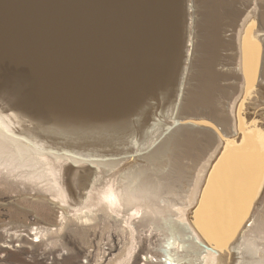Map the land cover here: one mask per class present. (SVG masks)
Masks as SVG:
<instances>
[{"label":"bare ground","instance_id":"bare-ground-1","mask_svg":"<svg viewBox=\"0 0 264 264\" xmlns=\"http://www.w3.org/2000/svg\"><path fill=\"white\" fill-rule=\"evenodd\" d=\"M151 1L153 0H150L151 14H154L157 19L153 18V23H151L150 19V22H147L149 24L143 27V30L146 31L145 33L147 35V50H149L148 59L145 60L141 59L140 57H136V54L130 51L131 48L129 46L135 44L134 42H132V36L128 35V33L127 35H124L123 33H121V31L123 32L131 30L127 28H119L115 32V29L117 27L108 26L102 29L103 35H111L113 37V40L110 39L108 41H103L104 43H99V52L98 50L94 49L93 52L90 51V55L92 63L99 61V64L107 67V69H120L119 71L121 72V74L123 73L122 70H129L127 75L128 77L131 73V67H133L134 64H138V66L142 68L143 63L145 64L150 62L151 72L149 74V77H142L141 79V74L132 72L134 78H130L131 80L137 77L139 78V87L137 86L139 88L137 89L139 93L135 92L134 94V97H137L136 101L132 96L134 91H121L122 96L117 100V105L123 107V111L120 112L122 113V116L125 115L126 117V115L128 116L134 112L139 114L134 119L129 121H133L135 131L137 129V131L142 130L145 125L149 123L151 119H153L149 127H147L146 134H148L147 138L149 134H152L151 136L156 137L152 142L150 140L147 144L145 143L146 145L156 143L165 132L166 136L162 139V142H160L155 150L144 157L145 162L142 164V166L135 168L134 170L133 168H131V171H127L122 174L123 176H125L127 181L121 183V185H119L118 183H112L104 190L102 189V191H100L101 194L99 196V203L105 205V207L107 206L108 208L113 210V212L116 211L119 215H121V217L122 211H124L123 209H127V207L129 208L127 210H132L133 215L138 216H140L141 214L163 216L165 212L175 209L178 211L180 219L185 224L187 240L192 243L195 248L200 250L199 254L202 255V258L200 256L198 258L202 259V263L229 264L228 261L230 260V251L227 250V252H224L223 250V246L227 244V241L230 239V235L227 230L229 225H231L232 223L233 214L231 212V215H229V211L234 210L235 216L240 218V220L245 219L246 214H250V208L251 206H253V203L256 201V199H258V197L260 196L261 190L264 186V154L260 152L257 153L255 151L257 150L255 149V145H262V140L259 139L257 141L251 139L249 141V144L245 145V149L243 151L241 150L243 153L241 155L238 154V157L236 159H233L234 167L233 169L231 168L232 171L229 172L228 179L230 181V184L234 186V197H232V199L230 198L232 200L231 203L226 204L225 201L223 202L224 205L222 204L223 210H220V220L218 219L220 226H211L213 229L219 228L222 230L221 236L219 238L216 237L217 235L210 236V234L208 233L211 229L208 230L209 227H207L206 225L202 228L199 227V222L196 223L195 220H193L191 217L192 214L190 215V208L194 207L197 203H201L200 191L203 187L202 181L203 178H205V173L208 168H213L211 167V164L219 162V159L222 156L223 152L229 146L228 142L230 143V139L221 137L223 143L218 146L217 150L213 152L211 157L199 169L194 181L195 187L187 201L178 206L177 202H175L174 200L173 195L177 196V194L179 193L178 187L182 183H184L183 181L187 178V164L184 162V159L186 157H189L190 155L192 156L193 154H197L199 148H202L204 142H206L208 138L214 136L213 133H211L212 130L209 128L197 129L193 126L181 125V117L183 118L182 113L186 111H184V109H186L187 107H191L192 110H196L198 108H213L215 106L216 97L214 96L216 94H212V91L215 90L216 84L214 77L207 71V68L209 67V52L214 47V43L216 41L214 40L213 33H216V28L219 24L222 25L224 23V20L226 22H230L232 15L237 13L238 9L235 3L238 0H190V10H186V0H179V28H176L173 25L174 19L171 20L170 17L166 19V17H163L164 15H162L164 14V12L167 14L171 12V7L168 3V1L171 2V0H154L156 1L157 5H155L154 2ZM161 8H165L166 10L164 9L163 11H161ZM123 9L125 11H128L129 4H125L123 6ZM193 9L195 13L200 11L201 17H193ZM189 16H191V22L187 26L186 21ZM198 26L202 31V39H200V44L198 46V48L202 51L200 52L199 57L201 72H199L200 74L198 76V79L200 86L198 87V91H189L187 97L186 94H184L183 97H180V101L178 99V103H174V99H176L179 92V80L182 73L180 67L182 62L181 60L183 58L184 37L187 33V53L189 55L191 51L190 47L194 40L193 36L191 39V34L194 29L196 31V28ZM161 30H163V32ZM124 36L126 37L123 38ZM127 41L130 45L126 44ZM245 42L246 46L248 47L247 39H245ZM123 45L128 46L130 50L124 49L122 47ZM258 46L259 45H252L251 47H249L250 54L247 56L249 58V62L247 61V57H245L246 64L245 62H243L246 71L244 75H247V79L250 81L256 78L257 51H260V48ZM242 54L244 56L243 51ZM73 65L76 67L78 64ZM165 66H167L166 73ZM162 74H164V76ZM146 75H148V72H146ZM165 77L167 79L171 78L169 86L163 83ZM100 78L103 81H115V79L118 77L108 78L107 76L100 75ZM123 79L124 81H126V76ZM147 80H155L157 84L160 85L156 86V89L154 90L158 91L156 96L145 97L148 88H142L141 83L143 84ZM103 99L105 100V98ZM132 99L134 101L130 104H134L135 102H137L138 104L133 109L126 108L129 104L125 107L123 102H127ZM151 100H153V102L149 103V101ZM145 103H148V105L145 106ZM173 103L175 104V106H172ZM240 104L241 101H235L232 106V113L235 120L234 129L236 130V134H240L242 128L241 125H239L240 115L238 114ZM168 108L170 109L167 110ZM122 116H118V118L111 120V125L110 122L104 123L105 125H109L107 130L114 131L116 135H120L119 133L127 130L126 128L128 127L129 122L128 120H125V118L123 119ZM35 122L36 121H34V119H29L25 114L20 113L15 109L6 108L0 104V175L4 174L7 178H14L13 180L16 181L22 180L23 182H29L34 186L41 187V189H44V191L50 192L52 196L60 199V202L63 205L68 204V198L70 196L66 184H68V174L70 175L71 169L74 170L75 176H78L79 178L82 176V171L88 170V168H86L85 166L80 165L87 164L92 167L97 166L96 176L97 180L101 182L102 176H98V170H101L103 168L101 171L107 173L111 170L116 169L123 160L121 159L122 157L115 158L112 157V155L110 156L97 152L77 150L58 145L59 143H57L55 139L51 140L44 137L43 135L36 133L35 131L39 127V124ZM164 122L165 125L162 128L161 126ZM71 123L73 125H77L78 127V124L82 122L73 121ZM152 124L153 126L151 127ZM49 131L53 130L50 129ZM105 131L106 130H104V132ZM218 136L220 137L221 135L218 134ZM152 146L154 147V145ZM253 147L255 150L253 149ZM144 152L142 151V153ZM234 155H236V153ZM71 164L75 166V169ZM236 168L239 170H237ZM94 192L95 190L92 186L86 191V193L84 192L85 195L83 194L80 201L75 200V205H70V208H72L73 210L72 215L80 219L82 222H86L88 224L93 220L95 210L90 208V203L86 204V202H89L93 199ZM65 213L62 212L61 220L67 219ZM114 215L117 216L115 213ZM204 220L206 222L205 217ZM249 221H251V223L249 222L250 224L248 225L245 224L238 237L231 243L232 252L234 251L238 256L236 263H234L245 264V261L248 259L247 254H249L250 259H248V264H264V210L258 216L252 215ZM126 222L128 223L129 231L133 240L130 244H128V246H126L124 252L122 253L123 255L120 256V259L117 260L118 264H129L136 250V246L134 243V235L137 231L136 225L132 221ZM204 224L202 223V225ZM60 227L63 228V226ZM47 229L48 231H53L54 228ZM224 240L225 244L223 245L222 242ZM215 242H217L218 244H216ZM162 243L163 244L161 247L165 252L164 255H166V264H180V258L175 253L177 251L174 252L173 250L175 248L183 249L185 246L184 243L178 241L172 235H167L166 239ZM186 243L188 242L186 241ZM173 247L175 248L173 249ZM224 248L226 247L224 246ZM191 252H193V250ZM162 257H160V261H162ZM150 259L153 261L154 256H148L147 260L149 261ZM156 261H158V258Z\"/></svg>","mask_w":264,"mask_h":264},{"label":"rangeland","instance_id":"rangeland-1","mask_svg":"<svg viewBox=\"0 0 264 264\" xmlns=\"http://www.w3.org/2000/svg\"><path fill=\"white\" fill-rule=\"evenodd\" d=\"M235 4L238 9L237 13L232 15L230 22L224 20L222 25L219 24L217 26L216 33H213L214 40L216 41L214 47L209 52V67L207 71L214 77L216 84L215 90L212 91V94H216L214 96L216 97L215 106L213 108H198L196 110L187 107L184 109L186 111L182 113L183 118L181 117L182 122L180 123L181 125L193 126L197 129L209 128L212 130L211 133L214 136L208 138L202 148L199 146L197 154L190 155L184 159V162L187 164V178L183 181L185 184L182 183L178 187L179 193L177 196L173 195L178 206L187 201L195 187L194 181L199 169L211 157L213 152L217 150L218 146L223 143L221 137L230 139V143L228 142L229 149L227 148L222 154L223 157H220L219 162L211 164L213 168H208L205 173V178L202 181L203 187L200 191L201 203H197L194 207L190 208V215L192 214L191 217L196 223L199 222V227L202 228L206 225L209 227L208 230L211 229L207 233L210 236L217 235V238L221 236L222 230L219 228L213 229L211 226H220L219 220L221 215L220 210H223L222 204L225 201L226 204L231 203V199L234 197L235 189L228 179V174L234 167L233 159H236L238 154L241 155L243 153L245 145H248L251 139L262 140V145H255V149L258 151L254 147L253 149L257 153L264 154V0H238ZM190 5V0H186V10H190ZM193 17H201V12L195 13L193 9ZM190 22L191 16L186 21L187 26ZM201 34L202 31L199 26L196 28V31L194 29L192 32L191 39L193 36L194 40L190 47L191 51L189 55L187 53L188 34H185L183 58L180 67L182 73L179 80V92L176 99H174V103H178V99L180 101V97H183L184 94L187 97L189 91H198V87L200 86L198 79L199 72H201L199 57L202 51L198 46L200 39H202ZM245 39H247L248 47L246 46ZM252 45H259L260 51H257L256 78L250 81L247 79V75H244L246 71L243 62H245V57L250 54L249 47ZM247 61L249 62V58ZM235 101H241L238 110V114L240 115L239 125L242 127L240 134H236V130L234 129L235 120L232 106ZM150 102L152 103L153 100ZM174 103L172 106H175ZM147 105L148 103H145V106ZM138 115V113L134 112L128 116L126 115V117L125 115L121 116L129 122ZM39 120V117L34 119L37 124L47 123L43 122L42 119L40 122ZM152 121L153 119L145 125V129L143 128L140 131H137L138 129L134 130L133 121L127 122L129 124L126 128L127 130L119 133L120 135H116L114 131H108L109 125H105L104 123L106 122H102V120L96 121V119L84 120V122L78 124V127L71 123L73 121L64 122L61 125L58 124L59 130L57 132L35 128L36 133L51 140L55 139L59 143L58 145L112 155L115 158L122 157L121 159L123 160L116 169L107 173L101 171L103 168L98 170V176H102L101 182L97 180V166L80 165L85 166L88 170L82 171V176L79 178L75 176L74 170L71 169L70 175L68 174V184H66L70 195L68 204L66 205H63L60 199L52 196L50 192L44 191L41 187L34 186L29 182H23L22 180L16 181L13 180L14 178H7L4 174H1L0 264H118L117 260L120 259L126 246L133 240L126 221H132L137 228L134 235L136 250L129 264H166V255H164L165 252L161 246L167 235L174 236V238L185 245L183 249L173 247V249L175 248L173 251H177L175 253L180 258V264H203L202 255L199 254L200 250L195 248L186 238L185 224L180 219L177 210H169L163 216H153L150 214L138 216L133 215L132 210H127L129 209L127 207V209H123L121 217L116 211L113 212L107 206L105 207V205L99 203L100 191L102 189L104 190L112 183L121 185V183L127 181L122 174L131 171V168L134 170L142 166L145 162L144 157L155 150L160 142H162V139L165 138L166 132L162 133L163 137L161 136L156 143L146 145L156 137L149 134L147 138L148 134H146V130ZM47 124L51 125L52 122ZM164 125L165 122L161 127L163 128ZM104 130L106 131L104 132ZM218 134L221 136L219 137ZM142 151L145 152L142 153ZM235 153L237 156L234 155ZM72 167L74 168L75 166L72 165ZM229 168L232 169L230 170ZM92 186L95 190L94 200L92 199L86 202V204L90 203V208L95 210L93 215L94 221L92 220L88 224L72 215L73 210L70 208V205H75V200L80 201L83 194L85 195L86 191ZM209 189L213 190L210 191ZM250 209V214H246V218L243 220H240V218L233 214L232 223L227 230L230 239L227 241V244H225V240L222 242L226 247L224 248L223 246L224 252L230 251L229 264H235L238 257L234 251L232 252L231 243L238 237L245 224L251 223L249 221L250 217L252 215L258 216L264 210V186L260 196ZM62 212H66V220H61ZM202 223L205 224L202 225ZM60 226H63V228ZM47 228L54 229L53 231H48ZM215 243L218 244L217 242ZM105 247L108 248L105 250ZM192 250L193 252H191ZM151 255L154 256V259L152 261L151 258L148 261L147 258ZM199 256L201 258H198ZM160 257H162V261L159 260ZM157 258L158 261H156ZM247 258L250 259L249 254H247ZM248 259L245 261V264H248Z\"/></svg>","mask_w":264,"mask_h":264},{"label":"water","instance_id":"water-1","mask_svg":"<svg viewBox=\"0 0 264 264\" xmlns=\"http://www.w3.org/2000/svg\"><path fill=\"white\" fill-rule=\"evenodd\" d=\"M178 1H168L171 12L162 14L174 19L176 28L180 25ZM125 4H129L128 11L123 9ZM153 18L150 0H0V104L29 119L39 117V122L54 123L39 124L41 130L57 131L58 124L70 121L110 122L118 118L123 111L117 105L121 91H134L135 101L134 94L139 93V78L131 80L132 72L147 78L151 64L143 63L142 68L134 64L128 77L129 70L121 74L120 69H107L99 61L92 63L90 51L113 40L111 35H103L104 27H117L115 32L127 28L131 31L121 33L131 35L135 44L127 41L131 50L122 47L148 59L143 27L150 19L153 23ZM73 64H78L77 68ZM100 75L118 78L103 81ZM170 81L165 77L163 83L169 86ZM143 84L142 88H148L145 97L157 95L154 90L160 85L155 80ZM134 100L123 104L133 109L138 104H130ZM229 212L234 214V210Z\"/></svg>","mask_w":264,"mask_h":264},{"label":"built area","instance_id":"built-area-1","mask_svg":"<svg viewBox=\"0 0 264 264\" xmlns=\"http://www.w3.org/2000/svg\"><path fill=\"white\" fill-rule=\"evenodd\" d=\"M108 247H105V250L107 249Z\"/></svg>","mask_w":264,"mask_h":264}]
</instances>
